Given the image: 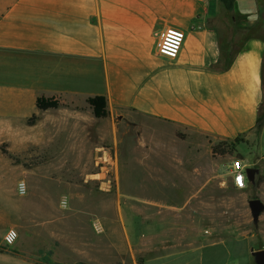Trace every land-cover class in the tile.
I'll return each mask as SVG.
<instances>
[{
	"label": "crops",
	"instance_id": "1",
	"mask_svg": "<svg viewBox=\"0 0 264 264\" xmlns=\"http://www.w3.org/2000/svg\"><path fill=\"white\" fill-rule=\"evenodd\" d=\"M233 15L241 31L264 27V0H236ZM230 25L220 0H0V119L27 118L37 98H56L63 106L43 112H54L58 127L52 135L64 137L59 142L78 154L76 159L86 143L85 126L95 118L87 99L105 96L110 122L129 110L158 125L220 139L241 136L250 143L239 144L261 147L264 126L259 134L256 126L264 96V36L248 39L232 66L216 72L220 38L233 36ZM171 28L186 35L176 59L158 51L160 35ZM25 74L32 83L24 81ZM174 129L167 139L154 130L143 159L130 158L128 149L123 153L117 139L114 191L80 195L85 218L75 225V238L80 229L83 234L70 245L81 262L138 264L141 257L143 264H251V250L264 249L255 233L239 240L203 241L199 235L188 246L186 227L175 228L173 239L159 240L166 232L156 217L186 215V201L217 183L197 165L187 171L192 165ZM132 143L130 150L138 151ZM259 156L261 162L264 152ZM78 161L73 160L75 167ZM138 162L135 168H142L167 200L184 202L170 209L138 202L123 187L130 179L127 167ZM102 173L90 180L106 184ZM93 221L104 232L96 233Z\"/></svg>",
	"mask_w": 264,
	"mask_h": 264
},
{
	"label": "rangeland",
	"instance_id": "2",
	"mask_svg": "<svg viewBox=\"0 0 264 264\" xmlns=\"http://www.w3.org/2000/svg\"><path fill=\"white\" fill-rule=\"evenodd\" d=\"M259 34L264 36V27L261 26ZM24 78L27 83V80L33 82L29 74H25ZM33 111H36L35 105L25 112L30 114L27 118L0 119V264H46L44 256L50 250L53 251V262L76 264L81 262V254H76L70 244L74 239L80 242L83 234V229H80L81 235L75 238V225H83L82 219L85 218V204L80 195L90 191H114L116 170L111 163L115 158L117 139L122 140L120 148L123 153L128 149L126 154L130 158L143 159L152 132L158 128L160 136L164 134L167 139L170 129L175 127L158 125L129 110H123L122 117L111 122L92 117L85 126L89 132L83 137L86 141L81 147L83 152L80 151L75 159L74 155L78 154L67 151V145L59 142L65 138L52 135V130L58 127L56 120L52 119L54 112L31 114ZM174 132L181 142L180 150L192 165L187 171L196 170L193 166L197 165L198 170L204 171V176H216L217 183L202 188L199 198L186 201V215L156 217V222L162 224L166 232L159 240L173 239L177 234L175 228L180 231L186 227L188 246L199 235H202L203 241L239 240L253 233L258 235V245L264 244V213L255 224L249 208L252 199L264 202V159L259 162L264 145L239 144L235 149L242 158L235 152L221 156L212 150L219 138L183 128L174 129ZM241 139L242 143H250L244 137ZM131 142L138 151L130 150L128 145ZM235 159L243 160L248 168L260 170L258 175L263 178L261 186L253 189L247 183L246 189H238L233 185L227 169ZM73 160H79L77 163L81 165L75 167ZM138 165L139 162L128 166L126 174L130 173V179L123 180V187L138 198V202L165 209L184 202L180 198L177 201L167 200L163 191L157 189L158 185L148 180L145 171L135 168ZM101 172L104 174L101 179L107 185L90 180L93 179L91 174ZM22 181L28 187L25 196L17 192V185ZM62 197L69 200L68 209L60 207ZM99 224L101 231L97 228ZM92 227L96 233L104 232L103 225L98 221H93ZM10 229L17 231L19 238L13 246H6L4 237ZM249 259L254 264L253 258Z\"/></svg>",
	"mask_w": 264,
	"mask_h": 264
},
{
	"label": "trees",
	"instance_id": "3",
	"mask_svg": "<svg viewBox=\"0 0 264 264\" xmlns=\"http://www.w3.org/2000/svg\"><path fill=\"white\" fill-rule=\"evenodd\" d=\"M222 3L224 9L226 10V17L227 20L230 22V28L232 31L233 36L230 38H224L221 39L220 43V59L219 62L214 67V70L216 72H223L228 70L232 64L234 63V60L240 50L242 49L244 43L250 39L259 37V31H261V26L253 27L249 29L248 31H241L237 28V26L234 24V6L236 0H220ZM240 35V39H236L234 36ZM263 93H264V66H263ZM87 104L92 110V113L95 118L97 119H104L107 118L110 114L108 110V101L105 96H95L90 97L87 99ZM63 105L59 100L56 98H46V97H39L36 100V108L39 111H47L50 109H59ZM264 96H263V102L260 106L258 121L256 130L257 133L261 131V129L264 126ZM242 137L239 136L235 139H220L219 142L213 145L212 150L214 154H220L221 156H226L228 154H231L232 152H236V146L237 144L242 142ZM263 183V178L259 175L256 176V181L254 184H251L253 189H257L261 184ZM53 255V251H48L46 255L44 256V260L46 261V264H59L52 261L51 257ZM77 264H87L83 262H79ZM138 264H143V259L138 260Z\"/></svg>",
	"mask_w": 264,
	"mask_h": 264
},
{
	"label": "built area",
	"instance_id": "4",
	"mask_svg": "<svg viewBox=\"0 0 264 264\" xmlns=\"http://www.w3.org/2000/svg\"><path fill=\"white\" fill-rule=\"evenodd\" d=\"M186 35L183 31L179 29H167L160 35V42L158 44V51L161 55L168 57L170 59H176L184 45ZM247 165L244 164L243 160L235 159L229 165L227 169L229 172V176L231 177L233 184L238 189H246L248 182L247 177ZM248 183V184H247ZM17 192L20 196H25L28 192L27 184L22 181L17 185ZM68 207L69 200L67 199ZM68 207L66 209H68ZM98 231H101V225H97ZM12 233H15L13 236ZM7 237V239H5ZM4 237V243L6 246H13L19 238V234L14 229H10L7 231ZM11 241V243H9Z\"/></svg>",
	"mask_w": 264,
	"mask_h": 264
},
{
	"label": "water",
	"instance_id": "5",
	"mask_svg": "<svg viewBox=\"0 0 264 264\" xmlns=\"http://www.w3.org/2000/svg\"><path fill=\"white\" fill-rule=\"evenodd\" d=\"M246 173L248 182L250 184H254L256 181V176L260 173V170L257 168H247ZM249 208L253 222L257 224L259 222L260 216L264 213V202L258 198L252 199L249 201ZM251 254L254 258L255 264H264V249H252Z\"/></svg>",
	"mask_w": 264,
	"mask_h": 264
},
{
	"label": "clouds",
	"instance_id": "6",
	"mask_svg": "<svg viewBox=\"0 0 264 264\" xmlns=\"http://www.w3.org/2000/svg\"><path fill=\"white\" fill-rule=\"evenodd\" d=\"M67 199H68L67 197H62L61 198V202H60V207L61 208L66 209L68 207ZM12 235L14 236L15 233H12ZM5 239H7V237H5ZM9 243H11V241H9Z\"/></svg>",
	"mask_w": 264,
	"mask_h": 264
}]
</instances>
